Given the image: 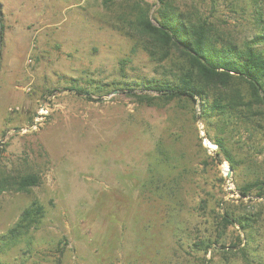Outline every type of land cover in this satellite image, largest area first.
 I'll return each mask as SVG.
<instances>
[{"label": "rangeland", "instance_id": "1", "mask_svg": "<svg viewBox=\"0 0 264 264\" xmlns=\"http://www.w3.org/2000/svg\"><path fill=\"white\" fill-rule=\"evenodd\" d=\"M113 1L0 0V182L39 177L27 192L0 193V236L32 203L44 211L0 249V263L264 264V197L240 193L264 181V120L139 103L129 89L171 81L176 59L154 61L129 37L133 1ZM174 6L239 47L264 36V0ZM43 103L50 114L36 126Z\"/></svg>", "mask_w": 264, "mask_h": 264}, {"label": "trees", "instance_id": "2", "mask_svg": "<svg viewBox=\"0 0 264 264\" xmlns=\"http://www.w3.org/2000/svg\"><path fill=\"white\" fill-rule=\"evenodd\" d=\"M130 1H133L135 18L129 24V37L154 61L176 59L171 81H149L138 86L139 90L129 89L131 96L150 106H155L157 101L163 104L174 100L194 102L200 106L202 119L215 115L223 121L233 118L252 127L261 126L264 120V49L257 46L264 42V36H257L239 47L233 42L218 40L207 21L194 20L181 13L174 6V0H156L154 11L148 4L143 7L144 0ZM113 2L106 0V4ZM70 91L91 96L90 92L78 88ZM215 143L219 149L217 155L222 154L234 168L232 153L224 142ZM8 182H0V193L14 185L18 191L27 192L39 184V177L27 175L10 182L12 186ZM254 189H258V197H264V181L259 180L242 186L240 193L247 197ZM43 215V207L32 203L13 228L0 236V249L33 228ZM224 220L229 225L240 224L243 230L252 229L242 218L227 215Z\"/></svg>", "mask_w": 264, "mask_h": 264}, {"label": "built area", "instance_id": "3", "mask_svg": "<svg viewBox=\"0 0 264 264\" xmlns=\"http://www.w3.org/2000/svg\"><path fill=\"white\" fill-rule=\"evenodd\" d=\"M50 114V108H49V105L46 104V103H43L38 112H37V115L35 117V125H41L45 120L46 118L48 117V115Z\"/></svg>", "mask_w": 264, "mask_h": 264}, {"label": "bare ground", "instance_id": "4", "mask_svg": "<svg viewBox=\"0 0 264 264\" xmlns=\"http://www.w3.org/2000/svg\"><path fill=\"white\" fill-rule=\"evenodd\" d=\"M206 144L209 146V148L211 150H214L215 149V146L213 144H211L210 142H208L207 140H206Z\"/></svg>", "mask_w": 264, "mask_h": 264}, {"label": "water", "instance_id": "5", "mask_svg": "<svg viewBox=\"0 0 264 264\" xmlns=\"http://www.w3.org/2000/svg\"><path fill=\"white\" fill-rule=\"evenodd\" d=\"M201 139L206 143V138L204 137V135L201 136ZM233 172L232 169L229 170V175H231Z\"/></svg>", "mask_w": 264, "mask_h": 264}]
</instances>
